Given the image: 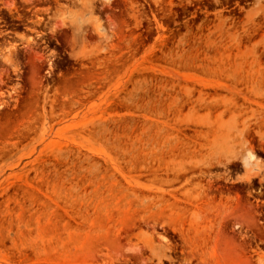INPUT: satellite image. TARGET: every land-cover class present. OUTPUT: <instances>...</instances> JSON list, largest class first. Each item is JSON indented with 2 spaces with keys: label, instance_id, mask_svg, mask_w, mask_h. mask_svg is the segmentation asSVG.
<instances>
[{
  "label": "rangeland",
  "instance_id": "rangeland-1",
  "mask_svg": "<svg viewBox=\"0 0 264 264\" xmlns=\"http://www.w3.org/2000/svg\"><path fill=\"white\" fill-rule=\"evenodd\" d=\"M0 264H264V0H0Z\"/></svg>",
  "mask_w": 264,
  "mask_h": 264
}]
</instances>
